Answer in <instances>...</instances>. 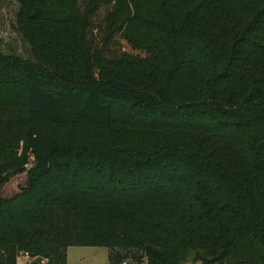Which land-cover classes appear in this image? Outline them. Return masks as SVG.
Masks as SVG:
<instances>
[{"label": "trees", "instance_id": "16d2710c", "mask_svg": "<svg viewBox=\"0 0 264 264\" xmlns=\"http://www.w3.org/2000/svg\"><path fill=\"white\" fill-rule=\"evenodd\" d=\"M13 1L0 264H264V0Z\"/></svg>", "mask_w": 264, "mask_h": 264}, {"label": "rangeland", "instance_id": "374dc122", "mask_svg": "<svg viewBox=\"0 0 264 264\" xmlns=\"http://www.w3.org/2000/svg\"><path fill=\"white\" fill-rule=\"evenodd\" d=\"M18 5L13 0H4L0 4V50L3 53H14L21 57L27 56L28 46L20 35L16 32V16ZM5 102L0 105V131L15 132L18 130V123L22 120L23 105H18L13 95L18 96V101L22 98V89H7ZM21 94V96H20ZM9 96V97H8ZM20 96V97H19ZM24 184V176L20 175L12 179L3 189L4 196H12L17 193ZM68 264H109V256L113 257V264H144V260H138L141 252H119L109 254L105 248L69 247L66 251ZM184 264H200L194 262L191 256Z\"/></svg>", "mask_w": 264, "mask_h": 264}, {"label": "built area", "instance_id": "2783aa9c", "mask_svg": "<svg viewBox=\"0 0 264 264\" xmlns=\"http://www.w3.org/2000/svg\"><path fill=\"white\" fill-rule=\"evenodd\" d=\"M29 255L27 254V253H25L24 255H23V258H27ZM123 264H126V263H123Z\"/></svg>", "mask_w": 264, "mask_h": 264}]
</instances>
